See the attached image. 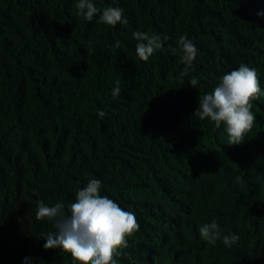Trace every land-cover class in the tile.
<instances>
[{
  "label": "trees",
  "instance_id": "trees-1",
  "mask_svg": "<svg viewBox=\"0 0 264 264\" xmlns=\"http://www.w3.org/2000/svg\"><path fill=\"white\" fill-rule=\"evenodd\" d=\"M76 3L0 0V264H72L43 248L54 229L36 204L67 210L90 179L136 214L118 264H264V97L239 145L193 114L241 63L264 90V0H94L123 8L128 23L114 27L83 20ZM137 30L169 38L147 62ZM181 35L198 49L183 85L169 51ZM212 219L237 244L203 241Z\"/></svg>",
  "mask_w": 264,
  "mask_h": 264
},
{
  "label": "clouds",
  "instance_id": "clouds-1",
  "mask_svg": "<svg viewBox=\"0 0 264 264\" xmlns=\"http://www.w3.org/2000/svg\"><path fill=\"white\" fill-rule=\"evenodd\" d=\"M76 15L87 22L99 16L98 23L116 26L117 23L127 24L123 8L119 6L97 7L94 0H78L75 5ZM264 15V13H258ZM133 37L137 43L135 51L141 61L147 62L155 52L164 47L169 38L147 31H134ZM177 47L169 46L172 55L178 50L181 62L185 65L180 72L181 85L184 77L189 76L193 69V61L198 55V49L186 36L181 35ZM116 47L119 46L117 41ZM192 87L198 83V78L192 76L187 81ZM120 81H115L112 96L115 98L121 92ZM264 97L258 82V72L255 68L241 63L238 68L223 74L214 90L203 95L198 100V107L194 110L200 120L214 122L216 128L222 123L228 133L227 143L239 145L254 127L256 116L251 111L254 100ZM107 113L99 111L103 118ZM102 181L88 180L86 186L75 193V201L67 210L63 203L52 206L43 200L36 204V220L51 223L54 231L47 232L43 237L44 249L66 251L72 256V264H118L114 257H121L123 249L128 247V238L139 231V224L134 212L121 208L113 199L101 194ZM203 241L215 245L218 240L231 248L239 241L236 234L222 235L216 219L202 224L199 229ZM24 264H30V258H24Z\"/></svg>",
  "mask_w": 264,
  "mask_h": 264
}]
</instances>
